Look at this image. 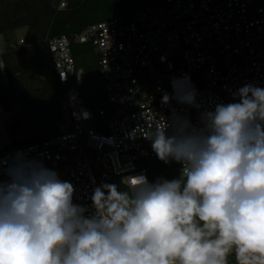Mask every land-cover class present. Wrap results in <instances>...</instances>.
<instances>
[{
	"label": "clouds",
	"instance_id": "clouds-1",
	"mask_svg": "<svg viewBox=\"0 0 264 264\" xmlns=\"http://www.w3.org/2000/svg\"><path fill=\"white\" fill-rule=\"evenodd\" d=\"M233 95L197 125L174 115L146 134L179 178L102 183L90 213L71 183L18 152L0 180V264H264V88ZM175 99L199 107L194 89Z\"/></svg>",
	"mask_w": 264,
	"mask_h": 264
},
{
	"label": "built area",
	"instance_id": "built-area-1",
	"mask_svg": "<svg viewBox=\"0 0 264 264\" xmlns=\"http://www.w3.org/2000/svg\"><path fill=\"white\" fill-rule=\"evenodd\" d=\"M56 1L59 12L72 0ZM46 40L60 83L82 85L84 71L70 37ZM75 42L91 44L99 57L105 104L93 95L88 101L75 87L66 89L57 134L24 145L15 144L10 132L15 111L0 104V180L9 179L8 164L23 152L71 183L73 202L89 213L102 183L125 190L127 177L141 174L150 182L144 161L160 159L146 134L157 123L179 115L197 125L202 111L235 102L240 87L264 88V0H162L89 24ZM3 52L0 44V89L7 93L11 81ZM188 89L195 90L199 107L175 99ZM167 164L181 171L180 163ZM228 264H237L234 254Z\"/></svg>",
	"mask_w": 264,
	"mask_h": 264
},
{
	"label": "trees",
	"instance_id": "trees-1",
	"mask_svg": "<svg viewBox=\"0 0 264 264\" xmlns=\"http://www.w3.org/2000/svg\"><path fill=\"white\" fill-rule=\"evenodd\" d=\"M143 2L147 3L146 5H144L147 6L162 3V0H143ZM131 4H129L127 0H72L70 2L69 8L58 12L56 10V3H54V0L38 1L37 6L35 7L37 10V15H39L40 13L42 14L39 16L36 15V18L39 19L33 18L32 21H28L26 23L30 26V29L27 33L26 38L23 39V43H25L24 45H26L30 49H35L42 53L41 61L44 64L41 67L42 70L39 71L37 75L42 74L44 77L45 87L43 92L47 91L51 107L49 108V104L47 101H43V103H45V106L47 105L48 109H46L47 111L45 110V112L47 113V116L50 118V120L49 124H46L43 128H41V133L37 137L22 139L19 138L20 136L17 133L14 134L12 132L14 122L19 119V111L21 110V107L19 105L13 104L14 102H10L14 101L17 97L15 93L16 82L13 81V73H11L10 70L11 65L9 63V57L11 58V55L14 57L17 52H23L25 48L22 47L20 43L19 45H11V48L9 50H6V48L2 46L4 50L3 57L6 62V67L11 81V88L7 93H3L0 89V104L4 109L10 112L15 111V114H12V116L10 117L12 123L10 132L15 144L24 145L32 141L41 140L57 134V123L61 118L60 99L66 89L75 87L88 101L92 100L93 95L96 96L97 99H100L101 104H105V93L103 92V89H101L99 82V57L95 53V50L91 44L75 42V34L80 33L86 26L94 22L101 21L112 16L133 12L137 8L131 9ZM123 8H125L126 10ZM105 10L111 13V15L103 19H99L100 14H102V12H104ZM1 32L2 31H0V33ZM60 34H66L70 37L72 41V51L76 62L86 54L90 62L93 60L98 64V68H90L89 70H87V74H83L84 82L80 86H77L73 83L62 85L58 80L53 58L46 37L47 35L57 36ZM21 78L22 77H18V80H21ZM43 92L41 91L40 94H44ZM40 94H37V96ZM153 160L160 162V160L156 159L145 160L144 162L145 164H147L146 161ZM161 162L165 163L163 161ZM164 165L165 167L162 170V172H165L166 175L164 179H175L173 171L176 170L171 169L167 163H165ZM146 167L150 182H152L153 175L151 173V169H149L147 165ZM178 171L179 170H177V172Z\"/></svg>",
	"mask_w": 264,
	"mask_h": 264
},
{
	"label": "rangeland",
	"instance_id": "rangeland-1",
	"mask_svg": "<svg viewBox=\"0 0 264 264\" xmlns=\"http://www.w3.org/2000/svg\"><path fill=\"white\" fill-rule=\"evenodd\" d=\"M38 1L39 0H0V31H2L0 33V43L6 50H9L11 45H19V43L25 48L23 52H17L14 57L12 55L11 58L9 57L13 81L16 82L15 93L17 97L14 101L10 102H14L13 104L21 107L19 119L15 121L16 126L14 122L12 132L14 134L17 133L20 136L19 138L22 139L39 136L41 128L49 124L50 120L45 112V110L48 109L47 105L45 106V103H43V101H47L49 108L51 107L47 91L43 92L45 87L44 77L42 74L37 75L39 71L42 70L41 67L44 64L41 61L42 53L38 50L30 49L23 43V39L26 38L30 29V26L26 23L42 14L40 13L37 15L35 7ZM127 2L129 4L132 3L131 9L140 8L147 4L144 3L143 0H127ZM54 3H57V1L54 0ZM109 15H111V13L105 10L100 14L99 19H103ZM77 66L82 68L85 74H87V70L90 68H98L97 62L95 63L93 60L90 62L86 54L77 61ZM18 77H22L21 80H18ZM99 82L102 89L101 77L99 78ZM41 91L44 94H40ZM37 94L40 95L37 96ZM0 116H3V112L1 111ZM62 121L63 118H60L58 122L61 123ZM146 163L153 175L152 182L166 176L165 172H162L165 163L155 160L146 161ZM180 173L181 172H177V170L173 171L175 179L179 178Z\"/></svg>",
	"mask_w": 264,
	"mask_h": 264
},
{
	"label": "bare ground",
	"instance_id": "bare-ground-1",
	"mask_svg": "<svg viewBox=\"0 0 264 264\" xmlns=\"http://www.w3.org/2000/svg\"><path fill=\"white\" fill-rule=\"evenodd\" d=\"M0 111L2 112V108H0Z\"/></svg>",
	"mask_w": 264,
	"mask_h": 264
}]
</instances>
